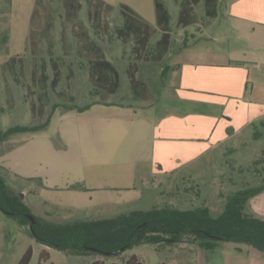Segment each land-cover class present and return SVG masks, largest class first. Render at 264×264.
<instances>
[{
    "label": "rangeland",
    "instance_id": "1",
    "mask_svg": "<svg viewBox=\"0 0 264 264\" xmlns=\"http://www.w3.org/2000/svg\"><path fill=\"white\" fill-rule=\"evenodd\" d=\"M104 1L115 9L106 20L103 19L104 4H100ZM161 1L169 5L172 14L168 31L174 50L183 48L191 41V35H186L177 16L180 2L186 0ZM66 2L0 0V132L15 126L41 125L50 118L44 130L15 133L0 144V162L12 174H7L9 184L15 193L23 194V201L35 216L51 214V220L64 222L84 219L94 213L97 217L90 219H105L119 215L115 212L117 208L122 210L120 214H126L170 206L180 210L208 207L216 217L223 212L229 195L264 183V125L258 123L255 128L245 126L240 134L220 144L195 164L182 166L172 183L166 182L165 186L157 188L150 175L144 186L139 185L144 193L141 200L136 199L133 192L108 190L97 192L90 201L88 197L74 198L71 192L64 190L69 179L56 174L59 166L83 161L105 167L106 162L118 159L80 147L76 131L99 124L89 106L85 113H52L54 106L60 109L70 105L84 107L95 99L88 73L89 60L95 53L89 51L82 55L83 44L86 47L91 42L102 45L106 57L115 65L120 79V89L113 97L115 101L131 99L126 79L129 68H136L140 77L155 88L160 79L165 82L162 79L164 67L175 64L174 56L167 55L162 61L155 59L159 34L141 57L136 56V38L123 35L126 31L123 0H75L71 8ZM93 5H97V9ZM205 10L203 0L196 9L203 22L209 16ZM219 10L222 15L224 9ZM127 11L138 18L131 10ZM215 11L217 16V9ZM202 25L201 22L190 31L197 34ZM96 35L104 39H97ZM228 35L223 36L222 48L228 44L231 37ZM54 63L61 71L56 87H53ZM72 96L74 101L70 100ZM49 184L54 190L44 188ZM246 213L264 220V193L249 201ZM218 244L213 251L183 242L159 246L142 244L109 257L67 255L39 243L16 219L0 209V264H19L29 248L33 249L29 264H39L44 250L50 255L45 264H92L98 260L105 264H125L132 255L138 256L144 264H264V253L248 244L228 241Z\"/></svg>",
    "mask_w": 264,
    "mask_h": 264
},
{
    "label": "crops",
    "instance_id": "2",
    "mask_svg": "<svg viewBox=\"0 0 264 264\" xmlns=\"http://www.w3.org/2000/svg\"><path fill=\"white\" fill-rule=\"evenodd\" d=\"M123 1L126 16L151 27L150 42L155 35H160L155 59L162 61L167 55L174 56L175 64L164 67L162 79L165 82L160 79L155 88L133 69L136 77L147 85L148 92L140 94L132 89L129 68L126 79L131 99L115 101L113 97L120 89L115 65L106 57L102 45L91 42L86 47L83 44L82 55L89 51L95 53L88 65L95 99L88 102L87 107L99 119V124L77 130L75 135L82 149L90 148L95 153L118 159L106 162L105 167L83 161L59 166L56 174L69 179L63 189L74 198L88 197L93 201L97 192L114 190L133 192L136 199L141 200L144 193L139 185L144 186L150 175L153 184L161 188L166 182H174L182 166L195 164L217 146L240 134L245 126L264 125V0H216L210 6L204 0L205 12L209 15L204 22L196 13L201 0L194 10L195 22L181 25L186 35H191V41L177 50H174L172 37L163 38L165 30L169 33L172 19L169 5L161 0ZM157 1L170 15L165 28L159 25ZM185 2H180L177 21ZM100 4H104L103 19L106 20L114 12V6L105 1ZM220 8L224 9L222 15ZM201 22L203 25L197 34L190 31ZM224 35L231 37L222 48ZM96 36L104 39L102 35ZM135 52L141 57L137 47ZM89 108L84 112L58 108L52 113H85ZM0 165L10 172L1 162ZM76 186L84 190L75 189ZM44 188L54 190L50 184ZM121 211L115 210L119 214ZM91 217L97 216L93 213L85 219Z\"/></svg>",
    "mask_w": 264,
    "mask_h": 264
},
{
    "label": "trees",
    "instance_id": "3",
    "mask_svg": "<svg viewBox=\"0 0 264 264\" xmlns=\"http://www.w3.org/2000/svg\"><path fill=\"white\" fill-rule=\"evenodd\" d=\"M66 1L67 7H73V1L75 0ZM200 1L186 0L182 4L178 21L180 25L188 26L195 22L194 10ZM215 1L206 0L208 6ZM93 7L96 8L97 5H93ZM157 12L159 25L163 28L167 27L170 15L165 6L159 1H157ZM137 23H139L138 20L126 16L125 26L127 30L123 35L125 37L131 35L136 37L138 43L137 53L142 56L153 33L149 25L144 23L138 25ZM163 38L170 39V34L166 30ZM54 69L53 87H56L61 80V71L57 63H54ZM133 69L130 70L129 74L132 89L136 94L143 91L148 92L146 83L141 78L136 77V71ZM70 100L74 101V98L71 97ZM58 108L59 106H54L52 112ZM64 108L84 112L88 107L70 105ZM49 123L50 118L41 125L15 126L6 131H1L0 144L7 141L15 133L44 130ZM8 173L11 174L0 165V209L16 219L39 243L55 248L67 255H103L109 257L104 253L95 252L91 248L112 252L123 247H126L127 250L142 244L159 246L161 244L174 245L183 242L197 244L202 249L213 251L219 246V241L245 243L264 253V220L246 213L249 201L264 193V183L257 187L244 188L229 195L223 212L216 217L213 216L208 207L180 210L167 206L148 211L134 210L112 218H72L64 222H57L50 219L51 214H47L46 217L35 216L23 201L21 194L13 191L8 181ZM74 188L84 190L82 186ZM28 215L34 217L35 224H32V221L27 217ZM32 256L33 249L29 248L19 264H29ZM49 259V252L44 250L39 264H45ZM92 264H105V262L98 260ZM125 264L144 263L138 256L132 255L125 261ZM161 264L168 263L163 262Z\"/></svg>",
    "mask_w": 264,
    "mask_h": 264
},
{
    "label": "water",
    "instance_id": "4",
    "mask_svg": "<svg viewBox=\"0 0 264 264\" xmlns=\"http://www.w3.org/2000/svg\"><path fill=\"white\" fill-rule=\"evenodd\" d=\"M22 196H23V194H22ZM27 217L32 221V224L36 223V221L32 215H28ZM31 228H32V226H31ZM91 250H93L95 252H99V253H104L107 256H115V255H119L122 252H124L126 250V247H123L121 249H118V250L112 251V252H104V251L97 249V248H91Z\"/></svg>",
    "mask_w": 264,
    "mask_h": 264
}]
</instances>
